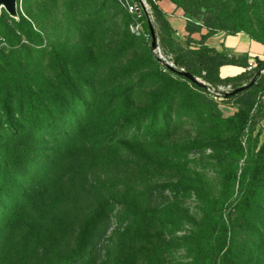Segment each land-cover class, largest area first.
Returning a JSON list of instances; mask_svg holds the SVG:
<instances>
[{
	"label": "rangeland",
	"instance_id": "rangeland-1",
	"mask_svg": "<svg viewBox=\"0 0 264 264\" xmlns=\"http://www.w3.org/2000/svg\"><path fill=\"white\" fill-rule=\"evenodd\" d=\"M143 1L264 41V0ZM29 12L47 53L19 59L16 80L70 83L79 102L0 178V264H264V124L245 114L264 90L224 102L182 84L119 0H17L16 19L0 16ZM158 33L164 58L198 64L189 35ZM242 178L257 189L237 207Z\"/></svg>",
	"mask_w": 264,
	"mask_h": 264
},
{
	"label": "trees",
	"instance_id": "trees-1",
	"mask_svg": "<svg viewBox=\"0 0 264 264\" xmlns=\"http://www.w3.org/2000/svg\"><path fill=\"white\" fill-rule=\"evenodd\" d=\"M155 8V6L151 5L153 24L156 36L158 37V29L160 27L166 26L167 29H170L171 26L164 17H161L156 12ZM131 18L140 24V34L146 38L150 57L165 73L178 78L182 84H188L192 89L200 93L211 95L191 84L183 77L164 69V67L161 66L151 54L148 40L149 31L145 17L143 15L138 16L137 14H131ZM28 19H30V21H27L25 18L20 16L19 20L15 21L9 18L5 19L3 15L0 16V178L2 179L5 178L4 175L7 173H12V175L14 174L13 169L19 159L21 150L25 147L24 143L26 142L27 137L29 136L33 139L41 137V140H43L42 137H45L46 142V140L50 137V129L53 128L55 124L60 123L65 118L64 114L67 113V110H70L77 102H79V98L73 94L70 98L67 96L68 92L72 93L70 83L54 87L38 85L30 81L23 82L20 79L16 80L15 76H18L17 69L19 67V59L22 57L28 58L30 53H42L43 55H46L47 53L42 47L43 32L40 22L31 15V12H29ZM9 23L13 26V28L9 26ZM189 25L190 24L186 23L185 28L187 35H189L188 37L201 29V25L198 23L193 24V26ZM216 32H207L205 36H202L198 43L200 44V47L191 51L198 56V64L196 66H188L187 59L182 54L174 55L172 60L178 67L183 68L185 71L193 75L202 77L214 87L223 85L231 86L233 89L251 78V76L264 65V60H256V68L253 72H245L235 77L220 79L218 76V68L223 65H235V61L230 58L227 53H219L203 45L208 35ZM15 33H18L19 37ZM251 39L264 44V41H259L256 38ZM22 40H24L23 43H21ZM18 45H20L19 48L15 49L14 47ZM161 48L163 49V54L166 55L167 52L164 50L162 45ZM5 51L7 52L5 53ZM21 54H23V56ZM59 54H63V52L59 51ZM209 67L214 68L215 79L213 78L214 76L212 77ZM206 68L208 70H206ZM161 84L163 86L162 88H165L164 82H161ZM252 90L257 93L264 90V75L254 87H251L232 97H222V100L224 102H231ZM67 99H70V101ZM246 100L248 107L246 108L247 113L245 114L249 115L253 111L251 118L256 116H258L259 119L263 118L264 111H260L261 108L264 107L263 104H261L260 101L258 102L255 97L252 100ZM257 102V109L255 110L254 106ZM237 105L239 110L243 106L242 104ZM141 120L143 123L146 121L145 117ZM158 123V116H156V127H158ZM30 146H35V143H31ZM244 183H246L244 192L242 193L239 202L236 204L237 207L241 205L244 200H246L248 194L250 195L253 192V189H257L254 178L247 182H245L242 178L241 186H243Z\"/></svg>",
	"mask_w": 264,
	"mask_h": 264
},
{
	"label": "crops",
	"instance_id": "crops-1",
	"mask_svg": "<svg viewBox=\"0 0 264 264\" xmlns=\"http://www.w3.org/2000/svg\"><path fill=\"white\" fill-rule=\"evenodd\" d=\"M171 28L177 34H187L186 22L181 18L178 10L171 8L169 15L166 16ZM207 31L200 29L199 31L190 35L193 42H196L198 49L200 47L199 41L202 36H205ZM203 45L213 49L219 53H227L232 58L235 65H223L218 68V76L220 79L231 78L245 73L244 68L249 60L252 58L256 60H264V45L251 39L243 33L225 34L222 31H217L214 34L208 35ZM225 73V74H224ZM224 74V76H222ZM264 124V117L259 120Z\"/></svg>",
	"mask_w": 264,
	"mask_h": 264
},
{
	"label": "water",
	"instance_id": "water-1",
	"mask_svg": "<svg viewBox=\"0 0 264 264\" xmlns=\"http://www.w3.org/2000/svg\"><path fill=\"white\" fill-rule=\"evenodd\" d=\"M137 3H138L137 15L140 16L142 13L148 25V31H149L148 40H149V48H150L151 54L160 63V65L163 66L164 69H166L167 71L183 77L185 80H187L191 84L197 86L198 88L218 98L232 97L240 92H243L251 87H254L257 84V82L263 77L264 65L259 70H257L251 76V78L243 82L238 87L229 89V90H221L219 87H214L213 85H211L209 82H207L202 77L193 75L185 71L183 68L178 67L175 63L168 61L166 58H164L160 54L156 31H155V27L153 24V18L149 12V9L143 0H137ZM1 10H4L10 18L16 19L18 16L17 0H0V11Z\"/></svg>",
	"mask_w": 264,
	"mask_h": 264
},
{
	"label": "built area",
	"instance_id": "built-area-1",
	"mask_svg": "<svg viewBox=\"0 0 264 264\" xmlns=\"http://www.w3.org/2000/svg\"><path fill=\"white\" fill-rule=\"evenodd\" d=\"M119 1L121 2V4L128 13L137 14V7H138L137 1H130V2H124L126 0H119ZM255 68H256V61L252 58L247 62V66L244 68V71L250 73L253 72ZM220 89L223 90L222 88Z\"/></svg>",
	"mask_w": 264,
	"mask_h": 264
}]
</instances>
